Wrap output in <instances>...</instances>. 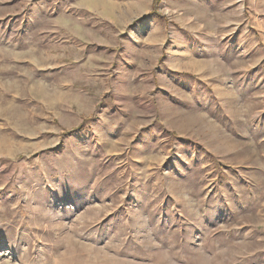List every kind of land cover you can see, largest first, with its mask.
<instances>
[{
    "label": "rangeland",
    "instance_id": "374dc122",
    "mask_svg": "<svg viewBox=\"0 0 264 264\" xmlns=\"http://www.w3.org/2000/svg\"><path fill=\"white\" fill-rule=\"evenodd\" d=\"M0 264H264V0H0Z\"/></svg>",
    "mask_w": 264,
    "mask_h": 264
}]
</instances>
